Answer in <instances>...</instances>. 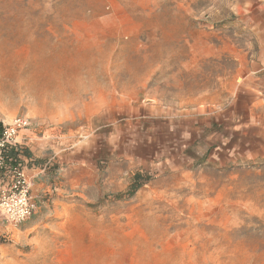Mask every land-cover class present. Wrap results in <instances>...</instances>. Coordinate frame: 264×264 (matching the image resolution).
Wrapping results in <instances>:
<instances>
[{"label": "rangeland", "instance_id": "1", "mask_svg": "<svg viewBox=\"0 0 264 264\" xmlns=\"http://www.w3.org/2000/svg\"><path fill=\"white\" fill-rule=\"evenodd\" d=\"M263 7L0 0V121L31 120L45 168L0 264H264V159L234 131Z\"/></svg>", "mask_w": 264, "mask_h": 264}, {"label": "crops", "instance_id": "2", "mask_svg": "<svg viewBox=\"0 0 264 264\" xmlns=\"http://www.w3.org/2000/svg\"><path fill=\"white\" fill-rule=\"evenodd\" d=\"M260 13L262 21L258 25L257 31L260 32L262 52L256 59L248 62L249 64L247 62L239 64L238 102L243 110H247L250 115L247 117L249 120L240 117L234 131L237 130L238 144L255 146V150H246L242 152V155H239V158L244 157V159L251 156L254 159H264V7ZM226 129L231 131L230 127H226ZM241 129L243 130L241 131ZM244 130L247 131L244 132ZM230 134L232 133L230 132ZM29 150L35 159L38 145L30 147ZM44 170V167L35 164L25 168L29 178L35 177L38 180Z\"/></svg>", "mask_w": 264, "mask_h": 264}, {"label": "built area", "instance_id": "3", "mask_svg": "<svg viewBox=\"0 0 264 264\" xmlns=\"http://www.w3.org/2000/svg\"><path fill=\"white\" fill-rule=\"evenodd\" d=\"M33 130L29 118L17 117L9 124L0 121V211L7 224L17 227L29 220L36 210L31 182L20 160L9 157L11 148L24 147L23 132Z\"/></svg>", "mask_w": 264, "mask_h": 264}, {"label": "trees", "instance_id": "4", "mask_svg": "<svg viewBox=\"0 0 264 264\" xmlns=\"http://www.w3.org/2000/svg\"><path fill=\"white\" fill-rule=\"evenodd\" d=\"M8 155L13 160H20L25 167L35 164L36 166H41L33 157L29 149L25 147L11 148L8 151Z\"/></svg>", "mask_w": 264, "mask_h": 264}]
</instances>
